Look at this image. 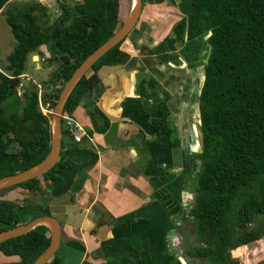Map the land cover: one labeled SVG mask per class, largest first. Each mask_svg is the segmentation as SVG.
Instances as JSON below:
<instances>
[{
  "label": "trees",
  "instance_id": "1",
  "mask_svg": "<svg viewBox=\"0 0 264 264\" xmlns=\"http://www.w3.org/2000/svg\"><path fill=\"white\" fill-rule=\"evenodd\" d=\"M56 1L59 14L50 19L47 9L35 0H0V12L5 7L4 20L14 40L6 56L7 74L0 72V104L15 96L9 76L22 74L27 55L44 47L48 65L54 61L56 66L42 84L48 90L41 100L52 108L77 65L124 21L117 19L122 0ZM149 1L142 0V5ZM188 2L184 18L172 30L177 36L186 30L187 38L207 33V52L198 96L199 170L189 212L194 245L190 243L184 254L209 264H239L230 257V250L253 242L259 231L264 236V224L258 222L264 223V0ZM120 44L100 56L77 81L65 100L64 113L69 114L97 84L101 66L120 63ZM21 98L19 113L4 117L0 107V177L38 163L49 149L50 115L39 110L36 87L24 86ZM89 117L94 131L105 130L107 122L95 107ZM75 150L90 155V162L95 160L90 151ZM82 166L60 152L56 163L41 176L0 191L20 188L39 194L44 201L43 196L66 192ZM32 219L23 203L0 198V231ZM48 242V228L37 225L0 243V264H32Z\"/></svg>",
  "mask_w": 264,
  "mask_h": 264
},
{
  "label": "crops",
  "instance_id": "2",
  "mask_svg": "<svg viewBox=\"0 0 264 264\" xmlns=\"http://www.w3.org/2000/svg\"><path fill=\"white\" fill-rule=\"evenodd\" d=\"M188 8V0L142 5L119 46L120 63L101 66L97 84L66 113L88 136L74 142L61 134L60 152L83 165L68 190L44 201L19 191L31 218L48 214L60 223L50 264H183L207 35L172 30ZM92 107L107 122L103 132L92 128Z\"/></svg>",
  "mask_w": 264,
  "mask_h": 264
},
{
  "label": "water",
  "instance_id": "3",
  "mask_svg": "<svg viewBox=\"0 0 264 264\" xmlns=\"http://www.w3.org/2000/svg\"><path fill=\"white\" fill-rule=\"evenodd\" d=\"M141 8L142 0H131L129 11L119 28L102 44H100L97 48L90 52L73 70L69 78L62 85L58 93L57 100L52 107V111L50 112V141L48 152L38 163L30 166L29 168L20 172H16L14 174L0 177V190L39 177L56 163L60 153V115L63 112V106L67 96L69 95L70 91L73 89L77 81L91 70L93 63L100 56H102L106 51H108L118 42L122 43L126 35L132 30L135 23L137 22ZM119 58H122V56L120 55ZM60 59L64 61L65 64L68 63L67 59L64 57H60ZM53 64L54 61L49 66V69ZM14 83L15 81L12 80L11 86H14ZM37 225H44L48 228L49 242L43 249V251L34 259L32 264H45L57 248L60 237V223L57 221V219L48 214L35 217L24 224H18L14 227L0 231V243L7 239L20 236Z\"/></svg>",
  "mask_w": 264,
  "mask_h": 264
},
{
  "label": "rangeland",
  "instance_id": "4",
  "mask_svg": "<svg viewBox=\"0 0 264 264\" xmlns=\"http://www.w3.org/2000/svg\"><path fill=\"white\" fill-rule=\"evenodd\" d=\"M26 2L28 0H9V2ZM41 5H43L47 9L48 17L50 19H53L55 16L59 14V7L57 4L56 0H35ZM128 3L130 5L131 0H122V7L123 9L121 10L120 14L118 15L117 19L118 22H121L124 20L126 17V13H128ZM146 4V3H145ZM143 4V6L145 5ZM9 5V4H8ZM119 7V4H118ZM5 7L2 9L0 12V72L7 74V71H5L4 66L6 64V56L7 54L11 51L12 46L14 44V40L9 32V28L6 25V22L4 20V11ZM137 23V22H136ZM135 23V24H136ZM200 35H206L204 32L203 34ZM199 35V36H200ZM44 48V47H43ZM40 48V51L37 53H31L28 54L26 57V61L24 63V69L23 73L24 75L28 76L30 80H25L23 81L25 87H30L34 85L37 89V84L40 85V92H39V98L41 100V94H45V91L48 90V88H44L42 84L47 83L48 77L50 76V71L53 70L56 66V63H54V66H51L50 69H44V67H48L47 61H46V51ZM202 49V56L206 54L207 52V47L206 43L201 42V46L199 48V51ZM33 56H38L40 58L41 56L45 57V61L42 63L38 64L37 68V63H36V57ZM33 57V58H32ZM35 63H36V68H35ZM49 68V67H48ZM43 70V72H42ZM39 71L40 73H38ZM46 75V76H45ZM38 93V89H37ZM42 101V100H41ZM47 104V106H46ZM23 105V99L15 94V96H9L5 98L1 104L0 107L2 109V113L4 117H8L9 115L13 113H19L20 108ZM42 106H44L45 110H47L46 114L50 115V112L52 111L49 105V102H43L42 101ZM46 106V107H45ZM49 111V112H48ZM61 130L64 131V127L61 125ZM64 142V139H62ZM190 174V173H189ZM188 184L189 188L195 192L196 190V185H197V174L194 176H190L188 179ZM191 185V186H190ZM21 191L20 188H13L9 189L6 191H0V198L6 200V201H13V202H19L23 203V198H21V194L19 193ZM24 191V190H22ZM193 205V203H192ZM255 218L258 220L259 217L255 216ZM261 225H263V222L258 221ZM260 227V225L258 226ZM263 233L259 231V237L254 240L253 242H250L248 244H244L241 246H238L232 250H230V257H232L234 260H236L239 264H264V236L262 235ZM190 235V236H188ZM184 240H183V245H182V251H183V264H209L207 261L201 258H190V256L184 254L185 248L191 243L194 245L191 241L194 238V224L191 223L187 227V231H184Z\"/></svg>",
  "mask_w": 264,
  "mask_h": 264
},
{
  "label": "built area",
  "instance_id": "5",
  "mask_svg": "<svg viewBox=\"0 0 264 264\" xmlns=\"http://www.w3.org/2000/svg\"><path fill=\"white\" fill-rule=\"evenodd\" d=\"M45 61V57L41 56L40 58H38V56H36V63H37V68L39 63H42ZM9 78H11L12 80L15 81V94L19 97H21L22 92H23V87H24V82L25 80H30V78L24 74H20L17 76H9ZM37 89H38V93H37V99H38V107L39 110L42 113L47 112V110H45L44 106H42V102L39 98V92H40V85L37 84ZM47 106V104H46ZM45 106V107H46ZM51 109V108H48ZM49 112V111H48ZM60 124L64 127L66 134L72 138V141L74 142H79L83 137H88L86 132L84 131L83 127L81 126V124H79L76 120H74L71 116L67 115L66 113L62 112L60 115Z\"/></svg>",
  "mask_w": 264,
  "mask_h": 264
},
{
  "label": "flooded vegetation",
  "instance_id": "6",
  "mask_svg": "<svg viewBox=\"0 0 264 264\" xmlns=\"http://www.w3.org/2000/svg\"><path fill=\"white\" fill-rule=\"evenodd\" d=\"M66 1H68V2H71V1H72V2H73V1L77 2L78 0H66Z\"/></svg>",
  "mask_w": 264,
  "mask_h": 264
},
{
  "label": "bare ground",
  "instance_id": "7",
  "mask_svg": "<svg viewBox=\"0 0 264 264\" xmlns=\"http://www.w3.org/2000/svg\"><path fill=\"white\" fill-rule=\"evenodd\" d=\"M131 4V3H130ZM34 57H36V56H34Z\"/></svg>",
  "mask_w": 264,
  "mask_h": 264
},
{
  "label": "clouds",
  "instance_id": "8",
  "mask_svg": "<svg viewBox=\"0 0 264 264\" xmlns=\"http://www.w3.org/2000/svg\"><path fill=\"white\" fill-rule=\"evenodd\" d=\"M25 86V85H24Z\"/></svg>",
  "mask_w": 264,
  "mask_h": 264
}]
</instances>
